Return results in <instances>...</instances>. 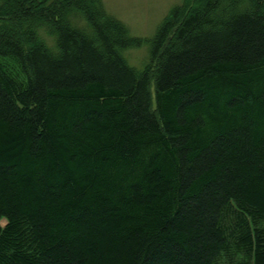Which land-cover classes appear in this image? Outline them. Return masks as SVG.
I'll return each instance as SVG.
<instances>
[{"label": "trees", "instance_id": "obj_1", "mask_svg": "<svg viewBox=\"0 0 264 264\" xmlns=\"http://www.w3.org/2000/svg\"><path fill=\"white\" fill-rule=\"evenodd\" d=\"M188 1L137 69L102 0H0V264H264V1Z\"/></svg>", "mask_w": 264, "mask_h": 264}, {"label": "rangeland", "instance_id": "obj_2", "mask_svg": "<svg viewBox=\"0 0 264 264\" xmlns=\"http://www.w3.org/2000/svg\"><path fill=\"white\" fill-rule=\"evenodd\" d=\"M185 1L186 0H102L103 7L107 14L122 22L127 27L131 37L143 40L139 46L125 53L129 65L137 69L145 68V63L149 56V48L144 40L152 38L158 30L162 20L172 8L180 5L182 6ZM193 1L194 0H189L187 2L188 8L200 3L198 0H195L194 3ZM262 2L261 4H263ZM88 4V2H85V5L90 7ZM17 25L16 29L22 32V25L19 23H17ZM3 223L4 221L2 224Z\"/></svg>", "mask_w": 264, "mask_h": 264}]
</instances>
